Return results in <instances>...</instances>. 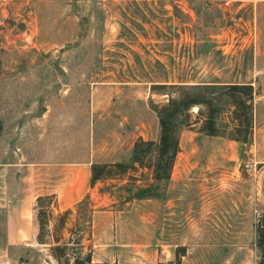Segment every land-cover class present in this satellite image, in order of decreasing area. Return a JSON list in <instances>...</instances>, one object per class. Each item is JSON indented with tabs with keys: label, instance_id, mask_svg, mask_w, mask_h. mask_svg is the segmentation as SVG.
Listing matches in <instances>:
<instances>
[{
	"label": "rangeland",
	"instance_id": "rangeland-1",
	"mask_svg": "<svg viewBox=\"0 0 264 264\" xmlns=\"http://www.w3.org/2000/svg\"><path fill=\"white\" fill-rule=\"evenodd\" d=\"M171 83L218 85L206 92L220 108L219 135L199 131L193 107L157 197L132 198L131 188L150 181L132 170L131 181L90 184L64 207L62 177L54 176L68 165L60 162L110 141L112 126L129 141L137 129L156 141L153 106L170 89L152 84ZM233 83L254 92L245 143L231 137L222 85ZM0 124V264H74L78 239L91 264H257L264 0H0ZM47 194L57 201L54 216L72 210L60 230V263L36 241L35 199Z\"/></svg>",
	"mask_w": 264,
	"mask_h": 264
},
{
	"label": "trees",
	"instance_id": "trees-1",
	"mask_svg": "<svg viewBox=\"0 0 264 264\" xmlns=\"http://www.w3.org/2000/svg\"><path fill=\"white\" fill-rule=\"evenodd\" d=\"M218 86L216 84H152V89L169 88L165 91L167 101L161 105H154L153 109L158 118L159 135L157 140H146L139 137L133 145L129 162L97 163L91 164L90 184L105 182L109 179H123L127 175L128 182L134 179L132 172L147 171L150 181L137 184L131 188L132 198L144 199L157 197L155 189L159 182H167L171 170L180 150V129L184 125H190L192 115L190 109L197 107L195 121L200 122V132L207 135H219L216 118L220 114L214 92H206L208 89ZM228 91L223 92L229 98L232 107L230 121L232 122L231 137L234 140L245 143L252 130L253 99L252 85L248 83L224 84ZM172 89V90H171ZM1 130V124H0ZM129 176L131 178H129ZM57 207L54 194L40 195L35 199V219L38 224L36 241L46 245L51 255L60 263L61 257L66 255V243L60 244L62 236L60 230L65 227L66 216L71 209H66L54 216L53 211ZM59 233V234H58ZM77 254L73 258L74 264H91V252L82 255L80 239L75 241ZM256 248L259 251L257 264H264V211L260 214L256 225ZM61 253V254H60ZM66 261L69 258H65ZM177 257V264H179Z\"/></svg>",
	"mask_w": 264,
	"mask_h": 264
},
{
	"label": "crops",
	"instance_id": "crops-1",
	"mask_svg": "<svg viewBox=\"0 0 264 264\" xmlns=\"http://www.w3.org/2000/svg\"><path fill=\"white\" fill-rule=\"evenodd\" d=\"M256 8L257 4H254L255 11ZM110 108L113 111L117 109L115 105H110ZM94 133H96V135L102 136V131L100 129L95 130L94 132L92 128V135ZM107 134L111 136L110 141H106L104 143H99L96 145H94V143L90 144L91 152L86 157L82 156V158L75 159L69 162H60L61 164L68 165L67 167H60V171L54 176L62 177V180H60V194L62 205L64 207H69L72 204L79 202L80 199L88 192L90 188L92 163L127 162L131 157L134 141L136 140V138L142 137L143 139H146L143 129H137L136 131H134V133L132 134V141H129L130 135L124 127L118 128L112 126L110 131H107ZM176 165L177 156L174 166ZM109 180L115 181V179ZM125 180L126 179H121V181L123 182H125Z\"/></svg>",
	"mask_w": 264,
	"mask_h": 264
}]
</instances>
